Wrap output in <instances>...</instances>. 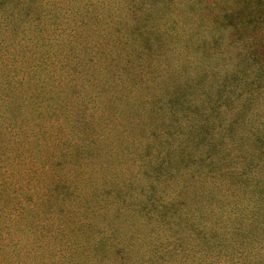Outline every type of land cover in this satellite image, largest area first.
I'll use <instances>...</instances> for the list:
<instances>
[{
	"label": "trees",
	"instance_id": "obj_1",
	"mask_svg": "<svg viewBox=\"0 0 264 264\" xmlns=\"http://www.w3.org/2000/svg\"><path fill=\"white\" fill-rule=\"evenodd\" d=\"M26 1L0 0L10 6L4 19L27 16L22 8ZM14 2L18 9L12 6ZM126 16L132 26L106 28L98 42L106 51L98 58L83 59V73L90 72L84 68L87 64L95 76L103 75L104 79H94L92 84L101 82L100 93L112 103L109 107L115 113L110 118H118L119 103L130 109L155 104L154 112L158 117L164 113L167 121L152 130L153 156L124 154L117 162L120 141L98 140L107 146L108 157L95 161L97 168L106 171L101 180L90 184L87 198L91 202L83 198V261L70 242L62 241L61 247L53 244L58 236L68 233L66 222L75 215V207L61 199L64 193L71 199L80 196L75 185L79 174L68 172L61 177L62 172L53 173L33 145L36 141L39 147L43 143L52 146L45 140L54 125L46 122L52 105L67 103L68 91L59 88L51 75L36 74L37 60L28 59L21 71L12 63L0 65V152L6 154L2 160H9V164L0 165V187L4 176L20 187L23 204L17 215L21 220L33 213L39 200L51 212L22 225L19 231L25 235L24 241L11 238L5 254L9 260L13 255L23 257L12 264H178L179 256L187 259L189 250L201 244L197 252L221 246L219 264H264V0H136ZM32 22L36 18L31 17ZM35 27L29 24L25 28L35 32ZM0 28L7 30L4 20ZM111 30L117 33L105 39L107 33L113 35ZM125 40L130 48L144 49L150 62L141 51L128 61L118 58V48L124 47ZM160 49L164 55L158 58ZM165 53L174 60L166 61ZM165 74L168 78L162 84ZM138 76L146 83L139 86L142 98L133 95L132 101L131 94L125 96L126 89L135 87ZM206 80L210 90L203 89L208 92L203 93L200 88ZM62 82L67 86L68 81ZM117 85L126 88L124 95L120 91L117 96ZM160 89L162 95L156 94ZM196 93L204 95L200 114L192 109ZM177 104L181 108L173 110ZM128 109L122 113L126 114L122 125L129 121ZM220 110L229 117L219 121ZM7 111L11 116L18 114L4 119ZM96 115L91 117L99 121L100 108ZM209 115L211 126L207 124ZM211 133L216 138L210 142ZM118 134L116 130L115 138ZM95 140L91 137L89 142ZM63 142L65 154L72 159L75 143ZM179 144L185 147L177 157L175 145ZM112 155L114 162L108 160ZM146 165L149 169L144 175ZM181 169L180 176L189 180L192 188L178 182ZM36 173L44 181L33 200L39 187L35 185ZM85 176L88 173L83 169V180ZM196 176L206 184L202 192H193ZM175 183L181 187L166 190ZM211 238L216 240L208 243Z\"/></svg>",
	"mask_w": 264,
	"mask_h": 264
},
{
	"label": "rangeland",
	"instance_id": "obj_2",
	"mask_svg": "<svg viewBox=\"0 0 264 264\" xmlns=\"http://www.w3.org/2000/svg\"><path fill=\"white\" fill-rule=\"evenodd\" d=\"M135 1L136 0H28L25 3V7H22L25 8V11L28 13L27 16H20L18 18L7 17L6 20L4 19L6 17L5 9L10 6H7L6 3L0 4V21L4 20L7 28V30H1L0 28V44L4 49L0 52V65L5 63H9L11 65L12 63L16 70L21 71L27 64L28 59L37 60L34 61L35 65H39L36 74L51 75L53 77V82L56 85H61L59 88H65L64 91H68L69 94H66L67 97L65 101L67 103L62 105L56 103V105H59L56 107L52 105V115L46 122L53 123L54 125V128H50L48 138L45 140L48 141L50 145L53 143L52 146H45L43 143L42 146L39 147L37 146L36 141L33 142V145L38 151L37 156H39L40 159H42V161L51 168L53 173L57 171L62 172L63 175L61 177H66L68 172H71L72 175L77 173L79 174V179L76 181L75 185L79 188L80 196L78 198L71 199L70 195L66 197L64 193L63 198L61 199V201H65V203L67 200L70 208L75 207L73 209L74 213H72L75 215L69 218L66 222L68 226V233L60 235L62 238L58 236L53 244H55L56 247H61L62 241L70 242L71 246H74L75 248V254H77L78 259L82 261L83 198L86 201L91 202L90 199L87 198V194L91 191L90 184L101 180V175H104L103 173L106 171H103L102 168H97V166H95V161L100 158L108 157V154L106 153L107 146L100 142L102 140H98L105 137V139L108 138L110 141H112V139L113 141H115V139L120 141L121 147H118L116 151L117 162L120 161L119 159H121L124 154L136 157L142 155L147 157L153 156L155 151H153L149 142L150 137L153 138V136H151L153 133L152 130L159 126L160 123L163 124L167 121V119L163 116L164 113L158 117V113L154 112L155 104H149L150 107H145L144 109H130L128 104L122 106L119 103L118 106L119 109H121V112H119L118 118H110L111 115H114L115 113H113L111 107H109L112 103L107 102L105 97H103L105 95L100 93L101 82L92 84L94 79H104L102 78L103 75L101 74V77L95 76L91 73V65L87 64H85L84 68L88 67L90 72H87L86 74L83 73V59L86 60L91 56L92 58H98L102 51L103 53L106 51L105 46L98 43L101 41V33L103 31L107 32L106 28L111 25L118 28L121 25L124 29H128L132 26L133 23L127 19L126 15L128 11H130L131 5L134 7ZM12 6L15 9L19 8L18 3L16 2H14ZM9 12L10 10H7V13ZM13 12L18 13L17 11ZM31 14L33 15L31 16ZM31 17L36 18V22L29 23ZM111 18L113 20L119 18L120 20L113 21ZM29 24L32 26L36 25L35 32L32 30L31 32L26 31L25 27L27 25L29 26ZM36 29H41V32H36ZM112 32L113 35L107 33L108 36L105 39H111L117 33V31ZM112 41L114 42L113 39ZM163 45L165 48V43H163ZM129 46V41L125 40L124 49L118 48V58H121L123 61V57H126L128 61L136 55L137 51H141L139 54L150 62L151 57H148L144 49L130 48ZM54 52H56L57 55H53ZM157 53L159 54L158 58L161 57V55H164V52L161 49L159 52L157 51ZM170 56L171 55L169 53H165V57H167L166 61L174 60L173 57H171L172 59H169ZM183 56L187 55L185 54ZM118 58L117 65H121L120 59ZM152 58L155 57L152 56ZM79 59H81L80 62ZM233 61L234 60L231 59L230 63H233ZM43 63H45L46 66H43ZM218 63H221V61ZM134 75L135 74H132V76ZM138 77L140 79H137L135 87L125 88L127 90L126 94L124 88H118L122 84L117 85L115 87V89L119 90L117 92V96H121L120 91H122V94H125L128 98L129 94H131L132 101L133 95H135L136 98H142L139 86L143 85L144 79L140 76ZM167 78V74L162 75V84L163 82L166 84ZM107 79H109V77H107ZM62 81H68L67 86H63ZM161 89L156 91V94H161ZM200 89H202L200 91L203 93H208L203 91V89L210 90L209 85H207V80L203 83V86ZM63 94L64 93H59L58 96H62ZM194 97L196 104L192 109L200 114L202 110L200 103H203L204 95L196 93ZM5 106L6 104L4 101L1 105V112ZM99 108L101 117L99 121H96L93 116L91 117V115L94 114L97 116L96 114L99 112ZM180 108L181 105L177 104L173 110L176 109V111H178ZM104 109L109 110V112L105 113ZM126 109H128L129 121L127 124L122 125L126 115H122V113H125ZM15 114H18V112L13 113L11 116L9 111H7L4 112L3 116L4 119H10L15 117ZM103 114L107 117L106 120H103ZM229 115L230 114L224 110H220L219 117L221 119L218 120L222 121L224 118H228ZM19 118H21V116ZM208 118L209 120L207 124L210 125L212 117L209 115ZM59 125L61 126L60 130ZM116 130L117 133H120L117 138H115ZM98 132H100V136L98 135ZM96 136H98V138H96ZM91 137H95L96 140L89 142ZM208 138L211 142V139H215L216 135L211 133ZM0 139H2V136ZM42 139L44 140V138ZM57 140L60 141V143H57ZM63 140L75 143L76 145V152L71 153L72 159H70L64 152L65 144ZM184 147L185 146L181 144H179V146L175 145V155H177V157L181 155V148ZM162 151L165 152V150ZM206 152L208 153V150ZM194 153L198 154L199 152L195 151ZM5 156V153L0 152V165L4 166L9 164V160L6 159L8 163L2 160ZM114 158L115 156L113 157L112 155L108 160L110 162H114ZM150 164L151 162L149 165ZM149 165L143 167L145 169L144 175L148 174L146 169H149ZM39 166L40 165L37 164L35 168L39 169ZM126 166L127 164L123 165V167ZM83 169H86V172L88 173V177L85 176L86 178L84 180ZM130 170L134 171L131 164ZM181 170L182 171L178 173V182L183 181L182 185L187 183L189 184L188 187L192 188L191 182L189 180H184V176H180V174L183 173V169ZM125 173L128 174V171H125ZM34 179L35 185L38 184L39 187L35 189L33 200L36 195L40 194L39 191L43 188L41 184L44 181V178L38 173L34 175ZM2 182L3 184L0 187V211H2L0 212V264H12L13 261H18L23 257L13 255L10 260L8 259V255L5 253L10 250V239L18 237L21 241H24L25 235L19 231L22 225L26 224L28 226L36 219H43L51 212L50 209L45 204H41L39 200L37 201L38 203L33 213L28 215V217H24V220H21L17 215L18 206L23 204L21 201L22 196L20 193V187L18 185L16 186V184H14V180L7 178V176H4ZM201 182L202 180L197 176L194 180H192L193 192H202L206 184H202ZM51 186H53V184ZM170 187H173L176 190V188L178 189L181 185L179 183H175L174 185L172 184L168 186L166 190L170 191ZM57 189L61 190L62 187L59 186ZM204 192H206V190H204ZM19 195L21 197H19ZM22 231L25 232L24 230ZM214 240H216V238H211L208 243H213ZM189 241L192 242V240ZM201 246V244H197L194 246L195 249H190L187 259H180L179 256L177 263H220V255H218V252L221 246L197 252V249ZM220 254H222V252H220ZM40 256L42 257V255ZM56 264L59 263L57 262Z\"/></svg>",
	"mask_w": 264,
	"mask_h": 264
}]
</instances>
